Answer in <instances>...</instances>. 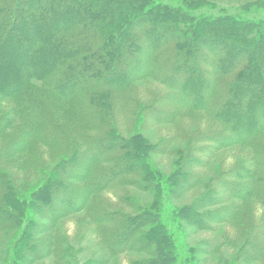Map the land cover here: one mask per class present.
<instances>
[{"label":"trees","instance_id":"trees-1","mask_svg":"<svg viewBox=\"0 0 264 264\" xmlns=\"http://www.w3.org/2000/svg\"><path fill=\"white\" fill-rule=\"evenodd\" d=\"M260 1L264 4V0ZM136 9L141 10L139 14ZM151 14L154 17L169 16L173 26L158 24L154 18L149 19ZM189 22L196 25H188ZM215 23L226 24L221 28L222 33L233 40L221 36L211 39L205 33L198 38L201 34L198 26ZM238 39L242 43H237ZM132 46L139 47L142 56L133 51L134 58L124 64ZM204 46L211 52L203 51ZM214 59L217 62L212 63ZM143 66L141 72L132 73L134 67ZM168 66L174 69L170 71ZM193 66L196 70L191 69ZM184 69L188 71L182 76ZM263 70L264 19L236 14L192 15L183 2L180 7H175L161 0H147L145 3L143 0H0V95L15 102L12 115L30 122L27 130L11 137L6 135L11 119L0 116V138H5L0 144V153L9 156L18 148L27 147L33 137L49 147L71 148L74 156L67 165L82 166L77 174L86 184L83 190L86 197L109 187L119 177L135 176L144 181L146 175L132 160L124 162L120 157L108 168L98 167V163L103 154L123 150H131L135 160L141 158L142 154L122 141V135L112 127L113 122L107 115L112 113L116 96L119 97L135 81L152 78L175 89V94L179 93L173 99L175 104L187 111H204L224 125L226 130L215 137L219 147L237 144L254 150L251 160L240 162L233 174V177L244 180L245 189L228 186V179H224L227 174L220 173L217 179L220 189L228 190L232 197L254 198L264 205V169H261L264 167V143L261 140L264 137ZM119 98L124 100L122 96ZM65 102L72 106L70 113L64 107ZM61 110L66 111L67 126L61 125ZM168 117L173 120L172 115ZM95 126L100 130L101 127L109 129L100 136H86L84 130ZM74 135L76 138L83 136L86 151L80 150ZM141 137L138 135L135 139H143ZM248 161H254L257 167ZM195 163L189 157L183 165L179 164L183 175L181 180L178 177L159 178L150 168L151 164L145 163L150 168L147 176L154 177L155 188L163 190L152 209L157 207L162 211L166 207L162 201L186 190L184 185L194 174L191 167ZM3 174L0 169V197H10L14 186ZM209 189L210 194L222 195L215 190L213 183ZM72 196L76 199V202L69 201L72 207L77 206L78 200L81 206L86 201V197H79L82 203L76 194ZM6 202L9 204L10 200ZM230 207L229 216L237 218V207ZM198 210L200 206L194 209L177 207L169 209V214L190 213L201 220ZM6 212L8 206L4 205L0 208V218L9 217ZM150 212L133 219L135 227L151 222L154 218ZM177 246L174 242L169 253L176 258Z\"/></svg>","mask_w":264,"mask_h":264},{"label":"rangeland","instance_id":"rangeland-1","mask_svg":"<svg viewBox=\"0 0 264 264\" xmlns=\"http://www.w3.org/2000/svg\"><path fill=\"white\" fill-rule=\"evenodd\" d=\"M161 1L175 7H180L183 2L192 15L236 14L264 19V4L260 0ZM140 11L136 9L137 14ZM148 16L158 24L173 26L169 16ZM192 24L196 25L191 22L188 25ZM225 25L215 23L194 29L198 28L201 33L198 38L205 33L211 39L221 36L230 37L228 40L232 41L233 37L222 33L221 28ZM236 41L242 43L240 39ZM188 44L191 46L192 43L189 41ZM202 50L211 52L207 46ZM133 51L142 56L143 51L132 46L124 64L134 58ZM143 62L148 64L145 59ZM214 62L217 60H212ZM170 66L167 69L171 71L174 67ZM143 69L144 66L134 67L132 73L137 74ZM191 69L196 70V67ZM182 71L184 76L188 69ZM175 93V89L159 80H137L120 94L124 100L115 97L112 113L107 115L113 122L112 127L122 135V141L142 155L135 160L131 150L107 152L98 167H112L115 159L123 157L124 162L137 163L147 177L144 181L135 176L119 177L109 187L86 197L83 193L86 184L77 174L82 166L67 165L74 156L71 148L49 147L33 137L27 147L18 148L9 156L0 153V169L14 186L10 197H0V208L8 206L6 213L10 214L0 218V264H264V205L254 198L232 197L228 190L220 189L217 179L220 173L227 174L224 179H228V186L245 189L244 180L233 174L240 162L251 160L254 150L237 144L219 147L215 137L226 130L224 125L204 111H187L175 104L173 99L179 95ZM14 106L12 99H3L0 95V116L11 119L8 128L6 126V135L11 137L30 125L26 118L12 115ZM64 107L68 113L72 111L68 102ZM66 111L60 112L63 126L68 125ZM167 115H172L173 120ZM95 128H86L85 135L96 137L106 134L109 129ZM138 135L143 139H135ZM73 139L77 140L82 152L87 150L83 136L76 138L74 135ZM261 140L264 143V137ZM3 141L5 138H0V144ZM189 157L196 163L191 167L194 174L184 185L186 190L162 201L166 205L162 211L157 207L152 209L163 190L155 188L154 177L147 176L149 169L152 168L159 178L178 177L181 180L179 164L183 165ZM146 162L151 164L150 168L146 167ZM249 162L257 167L254 161ZM212 183L221 196L210 194ZM237 193L240 194V190ZM73 194L77 199L86 197L82 206L79 200L80 205L78 202L77 206L70 205L71 199L76 202ZM7 200H10L9 204ZM231 205L237 207V218L229 216ZM197 206H200L201 220L190 213L169 214L171 208L194 209ZM147 211H152L154 219L147 225L135 227L133 219ZM174 242L178 245L177 258L169 254Z\"/></svg>","mask_w":264,"mask_h":264}]
</instances>
